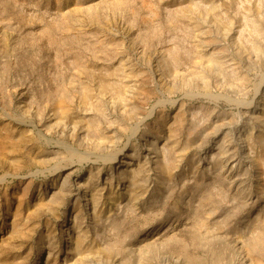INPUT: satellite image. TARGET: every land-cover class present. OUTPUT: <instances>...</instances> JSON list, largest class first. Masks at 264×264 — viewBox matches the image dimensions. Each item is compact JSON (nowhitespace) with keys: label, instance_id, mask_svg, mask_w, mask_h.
Masks as SVG:
<instances>
[{"label":"rangeland","instance_id":"rangeland-1","mask_svg":"<svg viewBox=\"0 0 264 264\" xmlns=\"http://www.w3.org/2000/svg\"><path fill=\"white\" fill-rule=\"evenodd\" d=\"M0 264H264V0H0Z\"/></svg>","mask_w":264,"mask_h":264},{"label":"bare ground","instance_id":"bare-ground-1","mask_svg":"<svg viewBox=\"0 0 264 264\" xmlns=\"http://www.w3.org/2000/svg\"><path fill=\"white\" fill-rule=\"evenodd\" d=\"M122 162H123V164H122V165H125V166L129 164V163H127V161H126V160H123Z\"/></svg>","mask_w":264,"mask_h":264}]
</instances>
